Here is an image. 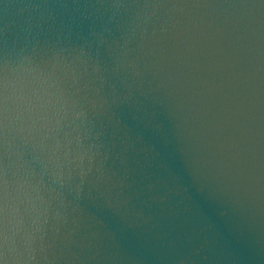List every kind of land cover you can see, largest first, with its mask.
<instances>
[{
  "label": "water",
  "instance_id": "95a60500",
  "mask_svg": "<svg viewBox=\"0 0 264 264\" xmlns=\"http://www.w3.org/2000/svg\"><path fill=\"white\" fill-rule=\"evenodd\" d=\"M4 264H264V0H0Z\"/></svg>",
  "mask_w": 264,
  "mask_h": 264
},
{
  "label": "snow or ice",
  "instance_id": "6c2138e0",
  "mask_svg": "<svg viewBox=\"0 0 264 264\" xmlns=\"http://www.w3.org/2000/svg\"><path fill=\"white\" fill-rule=\"evenodd\" d=\"M6 88V83L3 79H0V107L3 105V101L7 99L6 94L4 93V89ZM3 128L2 119H0V130ZM0 264H4L3 260V251H0Z\"/></svg>",
  "mask_w": 264,
  "mask_h": 264
}]
</instances>
